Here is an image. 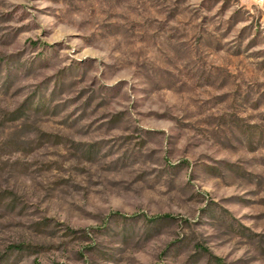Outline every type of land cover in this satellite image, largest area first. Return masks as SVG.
I'll use <instances>...</instances> for the list:
<instances>
[{
	"label": "rangeland",
	"instance_id": "rangeland-1",
	"mask_svg": "<svg viewBox=\"0 0 264 264\" xmlns=\"http://www.w3.org/2000/svg\"><path fill=\"white\" fill-rule=\"evenodd\" d=\"M0 264H264V5L0 0Z\"/></svg>",
	"mask_w": 264,
	"mask_h": 264
},
{
	"label": "trees",
	"instance_id": "trees-1",
	"mask_svg": "<svg viewBox=\"0 0 264 264\" xmlns=\"http://www.w3.org/2000/svg\"><path fill=\"white\" fill-rule=\"evenodd\" d=\"M167 219H170V217L169 216H161V217H156V218L150 219V221L167 220Z\"/></svg>",
	"mask_w": 264,
	"mask_h": 264
},
{
	"label": "built area",
	"instance_id": "built-area-1",
	"mask_svg": "<svg viewBox=\"0 0 264 264\" xmlns=\"http://www.w3.org/2000/svg\"><path fill=\"white\" fill-rule=\"evenodd\" d=\"M255 3L264 5V0H254Z\"/></svg>",
	"mask_w": 264,
	"mask_h": 264
}]
</instances>
